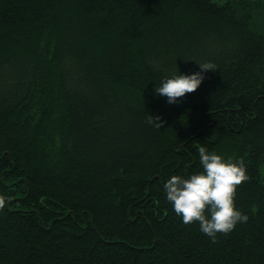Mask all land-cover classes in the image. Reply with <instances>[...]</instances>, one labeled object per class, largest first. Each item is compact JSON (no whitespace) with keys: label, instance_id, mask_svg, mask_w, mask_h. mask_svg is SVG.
<instances>
[{"label":"trees","instance_id":"1","mask_svg":"<svg viewBox=\"0 0 264 264\" xmlns=\"http://www.w3.org/2000/svg\"><path fill=\"white\" fill-rule=\"evenodd\" d=\"M256 2L0 0V264H264ZM177 68L204 78L169 103L155 84ZM200 144L248 176L247 221L215 240L163 188Z\"/></svg>","mask_w":264,"mask_h":264},{"label":"clouds","instance_id":"2","mask_svg":"<svg viewBox=\"0 0 264 264\" xmlns=\"http://www.w3.org/2000/svg\"><path fill=\"white\" fill-rule=\"evenodd\" d=\"M199 62V61H198ZM202 70L215 69L209 62H199ZM204 71L169 72L155 84V91L174 103L179 97L194 91L201 84ZM199 167L187 174L174 172L163 181L165 197L183 223L198 222L199 229L213 240L218 233L230 232L248 216L236 206L237 186L248 178L242 158L197 147ZM8 196L0 193V209Z\"/></svg>","mask_w":264,"mask_h":264},{"label":"rangeland","instance_id":"3","mask_svg":"<svg viewBox=\"0 0 264 264\" xmlns=\"http://www.w3.org/2000/svg\"><path fill=\"white\" fill-rule=\"evenodd\" d=\"M216 1L217 3H222V2H225L226 0H214ZM251 1H257L256 3L258 4V2L262 3V6H264V0H251ZM261 10V9H259ZM262 11V10H261ZM145 115H146V118H147V121H148V124H152L153 128H154V124H153V118L152 116H148V113L147 111H145Z\"/></svg>","mask_w":264,"mask_h":264}]
</instances>
